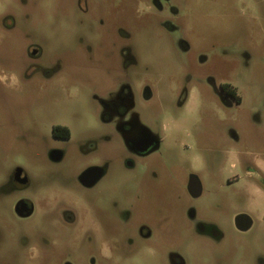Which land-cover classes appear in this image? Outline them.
<instances>
[{"label":"rangeland","instance_id":"obj_1","mask_svg":"<svg viewBox=\"0 0 264 264\" xmlns=\"http://www.w3.org/2000/svg\"><path fill=\"white\" fill-rule=\"evenodd\" d=\"M64 1L26 0L21 6L19 0H11L0 6L14 18L7 25L15 29L10 37H0V184L18 165L29 174L28 190L20 195L47 201L55 195L68 201L72 193L82 199L91 196L75 181L85 162L49 164L44 149L22 141L21 132L33 118L87 113L80 123L89 124L92 134L99 136V100L117 82H124L134 94V113L142 123L166 126V139L151 157L154 176L146 184L151 186V206L147 202L136 213L154 226L160 245L155 253L143 252L123 264H167L165 249L177 251L185 264H264V195L249 192L252 180L244 176L252 163L264 161V0H175L179 15L166 30L152 16H135L138 20L125 25L123 43L129 56L119 71L116 63H94L101 58L96 52L94 64H87L84 44H79L85 35L74 31ZM32 47L39 53L36 59L25 56ZM59 62L63 68H79L66 67L54 79L41 80L36 67L49 71ZM22 64L28 67V82L1 85L8 76L5 66ZM221 84L235 92L238 104L229 99L231 105H223L216 92ZM183 91L188 100L180 107ZM119 152L115 141L103 147L110 160ZM233 152L238 153L236 160ZM189 166L203 188L197 199L185 192ZM132 173L111 163L108 179L97 192L117 198L122 206L131 202L139 184L132 181ZM231 176L239 182L227 186ZM191 211L194 220L187 218ZM240 214L252 220L246 232L235 227ZM46 220L10 219L5 206L0 207V260L36 264L27 258L40 256L54 264L55 256L65 251L84 254L86 245L68 239L40 249L33 238L49 225ZM197 224L204 235L196 232ZM212 229L215 237L209 234ZM24 233L26 244L18 239Z\"/></svg>","mask_w":264,"mask_h":264},{"label":"flooded vegetation","instance_id":"obj_2","mask_svg":"<svg viewBox=\"0 0 264 264\" xmlns=\"http://www.w3.org/2000/svg\"><path fill=\"white\" fill-rule=\"evenodd\" d=\"M10 1L0 0V6L8 5ZM19 2L21 6L26 4V0ZM63 3L67 4L64 6L65 10L73 18L74 31L85 35L86 40H80L79 44H84L87 64L94 62L96 52L101 58L100 62L94 63H116L117 70L119 67L125 68L126 58L129 56V50L125 49L123 43L126 22L138 20L134 19L135 16L143 18L148 15L157 21L161 29L166 30L173 16L179 15L175 0H66ZM9 21L13 23L14 18L7 9L1 10L0 37H10L15 31L12 25H7ZM25 56L36 59L39 53L32 47L25 50ZM66 67L68 70L79 68ZM66 67L63 68L59 62L49 71L45 68L36 69L41 72V80L45 81L54 79L55 75L64 72ZM28 71V67L23 64L15 68L6 65L4 72L8 76L1 85H25L30 79ZM216 92L223 105L230 106L229 99L235 104L239 103L235 92L228 85H219ZM91 97L95 99L97 96ZM187 100L188 92L183 91L179 106L183 107ZM134 102V94L124 82H117L114 88L111 87L105 98L99 100L101 109L98 118L101 124L97 125L102 131L99 136L92 134L89 124L80 123L81 119H87V113L85 117L73 114L67 118H33L30 119L28 129L21 132L22 141L44 149L43 155L49 164H61L70 159L86 164L75 178L80 189L93 193L84 199L75 193L70 195L68 201L58 198L57 195L49 201L43 197L31 199L20 195L28 190L29 174L18 165L7 172L0 184V207L5 206L10 219L14 217L19 221H27L34 216L48 219L46 221L49 225L42 228L36 238H33L40 249H46L50 244L65 239L86 245L84 254L77 256L72 251H65L55 256L54 264H123L126 259L143 252L155 253L156 247L160 245L161 241L156 238L154 226L137 217L136 213L147 202L148 207L151 206V186L146 185L154 176L151 157L159 153L165 142L166 126L142 123L134 113ZM112 141L120 146L115 160L103 155L104 145ZM232 154L233 160H236L238 153ZM111 163H118L121 168L133 172L132 181L139 183L131 202L127 201L123 206L117 198H108L96 190L99 184L108 179ZM235 168V162L230 164V169ZM189 169L184 184L185 192L189 198L197 199L202 194V184L196 175L197 172L190 166ZM244 176L252 180L248 183L249 192L264 195V161L260 164L252 163ZM147 179L149 181L145 182ZM238 182L236 176H231L226 180V185L232 186ZM74 200L83 203L81 207L75 206L72 203ZM100 201L107 203L102 205ZM110 210L116 213L110 215ZM187 218L194 220V213L189 212ZM195 229L198 234L204 235L202 226L197 224ZM209 234L215 237L216 232L212 229ZM6 235L8 238L7 225ZM18 239L26 244L28 236L24 233ZM163 254L167 264H185L182 256L175 250L165 249ZM10 259L3 262L0 260V264H13ZM27 260L36 264L51 263V260L40 256H29Z\"/></svg>","mask_w":264,"mask_h":264},{"label":"water","instance_id":"obj_3","mask_svg":"<svg viewBox=\"0 0 264 264\" xmlns=\"http://www.w3.org/2000/svg\"><path fill=\"white\" fill-rule=\"evenodd\" d=\"M235 227L239 232H246L252 225V220L249 216L240 214L234 219Z\"/></svg>","mask_w":264,"mask_h":264}]
</instances>
